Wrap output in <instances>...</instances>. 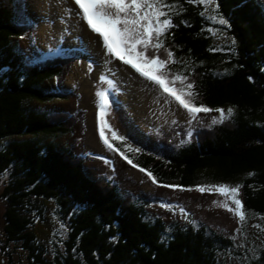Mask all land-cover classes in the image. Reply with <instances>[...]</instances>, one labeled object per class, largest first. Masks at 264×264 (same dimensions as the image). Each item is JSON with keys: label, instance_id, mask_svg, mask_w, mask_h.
<instances>
[{"label": "trees", "instance_id": "obj_1", "mask_svg": "<svg viewBox=\"0 0 264 264\" xmlns=\"http://www.w3.org/2000/svg\"><path fill=\"white\" fill-rule=\"evenodd\" d=\"M211 2L162 0L161 19L171 18L174 25L160 37L161 48L172 53L162 72L191 80L194 104L223 109L226 118L178 145L155 137L148 150L131 133L114 138L106 127L105 135L114 150H127L132 165L151 172L162 186H239L245 215L263 220L264 0ZM211 10L228 23L211 21ZM35 27L25 0H0V174L8 173L1 192V255L9 257L7 244L14 243L28 264H223L227 251L239 264H264V243L254 254V244L240 250L202 223L151 216L147 208L161 203L155 195L121 193L114 181L88 174L84 158L90 154L55 140L72 133L81 115L54 105L74 95L64 75L77 57L36 48ZM219 28L225 43L216 40ZM146 54L157 55L152 47ZM108 101L117 109V101ZM45 201L54 203L69 228L64 250L50 255L29 227L33 215L41 216L37 203Z\"/></svg>", "mask_w": 264, "mask_h": 264}, {"label": "rangeland", "instance_id": "obj_2", "mask_svg": "<svg viewBox=\"0 0 264 264\" xmlns=\"http://www.w3.org/2000/svg\"><path fill=\"white\" fill-rule=\"evenodd\" d=\"M210 5H213L211 0L206 6ZM25 7L26 15L36 24L33 32L36 48L43 52H65L77 57V61L64 75V85L74 95L70 100L56 102L54 105L58 110L70 113L78 110L81 115L72 133L56 137L55 140L61 145L73 144L76 153L90 154L89 158H84L88 174L114 181L121 193L137 196L145 192L155 195L161 203L151 204L147 208V213L151 216H157L166 223H202L229 237L240 250L254 244L256 254V246L259 249L264 243V219H253L245 215L244 221H240L238 215L224 207V204L235 207L230 191L223 194L215 189L205 192L198 190L200 186L218 188L224 185L204 184L188 189L164 187L157 181L153 182L147 175L148 172L129 164L124 159L127 156L132 161L127 150L120 152L113 147L109 149L99 135L98 115L104 99L98 93L103 92L110 93L108 99L119 103L117 109H111L108 101L104 117L106 125L119 138L131 133V140L137 141L146 150L154 145L155 137L169 145L194 139L201 129L216 124L213 123V118L220 119V113L216 110L201 112L197 114V119H191L188 110L180 106L171 93L175 91L179 95L180 90L194 93L193 82L188 78H174L169 72H164L169 75L167 78L170 81L174 79V83L169 85L171 89L169 87L170 90L166 93L154 82L141 77L130 65H125L120 59L107 53L103 48L102 38L88 27L77 4L72 7L65 0H25ZM209 14L208 18L219 24L220 18L213 10ZM216 32V40L225 43L227 36L224 30L219 28ZM93 36L97 38L94 39ZM29 42L30 38L21 40L24 50L30 47ZM155 51L160 59L169 58L165 49ZM165 66L160 69L161 72L166 70ZM187 84H192L191 90L187 88ZM182 98L187 99V96ZM97 103L100 105L97 106ZM7 179L8 173L0 174V248L4 242V201L1 192ZM37 204L43 208L41 216L37 213L33 215V222L29 226L37 238V243L49 255L55 250L63 251L69 231L67 220L62 221L57 216L54 203L45 201ZM6 250L9 257L5 254L3 257L0 253V264H27L25 252L19 244L8 243ZM3 258L4 262L1 261ZM222 260L223 264H239L232 251L222 254Z\"/></svg>", "mask_w": 264, "mask_h": 264}, {"label": "snow or ice", "instance_id": "obj_3", "mask_svg": "<svg viewBox=\"0 0 264 264\" xmlns=\"http://www.w3.org/2000/svg\"><path fill=\"white\" fill-rule=\"evenodd\" d=\"M75 4L79 6L80 15L86 22L92 32L98 34L102 38L103 48L106 49L110 56L120 59L125 65H130L139 75L148 81L157 84L164 92H169L168 84L174 83V81L167 80V73L161 72L160 69L167 64V60L160 59L158 55L151 57L146 53L150 47L157 51L163 46V42L160 37L164 35L165 31L174 25L171 18L161 19L162 16H166V13L162 11L163 7H166L162 3V0H74ZM209 0H200V3L207 4ZM219 24L226 25L227 20L219 19ZM102 25L103 27H99ZM171 58L172 53H168ZM144 66H151L145 68ZM103 79V78H102ZM179 79V77H177ZM189 90L192 89V84H187ZM102 96L104 103L100 105L99 113V135L106 147L112 148L109 140L106 138V127L111 131L110 126L106 125L105 109L108 106V97L110 93H98ZM171 95L175 96V99L179 102L180 106L188 110L191 119H197L198 113H208L212 109L206 106H196L193 102L194 93L191 91L185 93L180 90V94L177 95L175 91H172ZM187 96V99L182 98ZM115 103V101H112ZM220 113V119L213 118V123L222 122L225 117L223 109H217ZM233 110L228 109L231 113ZM111 135L114 138H119L115 131H111ZM123 155V153H121ZM129 164L132 161L124 156ZM134 167L136 165H133ZM145 171L144 169H140ZM147 175L156 182V178L151 172ZM164 187H178L175 185H163ZM217 190L220 193H231L232 204L234 208L229 207L228 204H224V207L234 214L238 215L240 221H244L245 213L242 210V201L238 199L239 186L233 187L230 190L227 186H219L218 188L213 186L209 188L206 186H200L199 191H212Z\"/></svg>", "mask_w": 264, "mask_h": 264}, {"label": "bare ground", "instance_id": "obj_4", "mask_svg": "<svg viewBox=\"0 0 264 264\" xmlns=\"http://www.w3.org/2000/svg\"><path fill=\"white\" fill-rule=\"evenodd\" d=\"M66 1V3H68L69 4V6H74V4H75V2H74V0H65ZM78 21V20H77ZM77 21H76V23H77ZM79 22V21H78ZM74 23V22H73ZM75 24V23H74ZM90 33V32H89ZM92 38H94V39H96L97 37L96 36H93ZM88 39V38H87Z\"/></svg>", "mask_w": 264, "mask_h": 264}, {"label": "flooded vegetation", "instance_id": "obj_5", "mask_svg": "<svg viewBox=\"0 0 264 264\" xmlns=\"http://www.w3.org/2000/svg\"><path fill=\"white\" fill-rule=\"evenodd\" d=\"M5 258L1 259L2 262H4ZM8 263V262H7ZM9 264V263H8ZM28 264V263H27Z\"/></svg>", "mask_w": 264, "mask_h": 264}]
</instances>
